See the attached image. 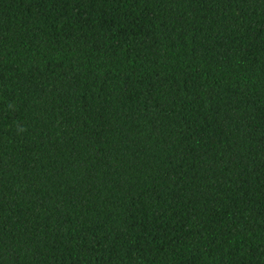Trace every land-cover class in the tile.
<instances>
[{
    "label": "trees",
    "instance_id": "1",
    "mask_svg": "<svg viewBox=\"0 0 264 264\" xmlns=\"http://www.w3.org/2000/svg\"><path fill=\"white\" fill-rule=\"evenodd\" d=\"M0 264H264V0H0Z\"/></svg>",
    "mask_w": 264,
    "mask_h": 264
}]
</instances>
